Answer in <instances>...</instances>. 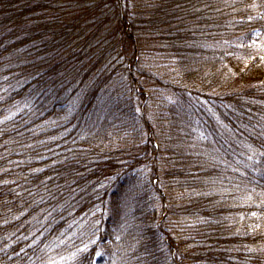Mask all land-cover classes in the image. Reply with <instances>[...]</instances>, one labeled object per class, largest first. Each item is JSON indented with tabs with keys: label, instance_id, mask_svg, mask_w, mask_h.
Here are the masks:
<instances>
[{
	"label": "trees",
	"instance_id": "obj_1",
	"mask_svg": "<svg viewBox=\"0 0 264 264\" xmlns=\"http://www.w3.org/2000/svg\"><path fill=\"white\" fill-rule=\"evenodd\" d=\"M0 264H264V0H0Z\"/></svg>",
	"mask_w": 264,
	"mask_h": 264
}]
</instances>
